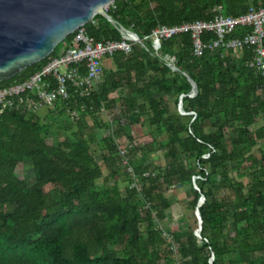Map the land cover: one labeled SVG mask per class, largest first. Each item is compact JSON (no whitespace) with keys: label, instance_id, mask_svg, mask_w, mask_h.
Returning a JSON list of instances; mask_svg holds the SVG:
<instances>
[{"label":"trees","instance_id":"16d2710c","mask_svg":"<svg viewBox=\"0 0 264 264\" xmlns=\"http://www.w3.org/2000/svg\"><path fill=\"white\" fill-rule=\"evenodd\" d=\"M262 1L114 0L108 13L147 48L134 43L131 52L106 58L98 86L87 96L74 94L78 103L70 105L81 109L78 119L61 102L44 114L0 104V264H264V125L258 124L264 76L248 64L252 49L220 47L198 56L190 33L160 46L148 37L160 24L212 20L219 6L237 16ZM85 27L96 41L123 38L101 14ZM249 30L233 28L227 37ZM215 38L203 33L206 42ZM170 56L180 71L168 64ZM48 60L0 86L29 78ZM184 73L197 85L194 97ZM181 95L187 114L179 110ZM142 128H148L145 138ZM126 140L135 143L136 185L117 152V142ZM245 177L248 183L240 180ZM173 185L190 191L194 210L205 198L198 208L201 237L189 220L167 223L172 200L166 189Z\"/></svg>","mask_w":264,"mask_h":264},{"label":"built area","instance_id":"2783aa9c","mask_svg":"<svg viewBox=\"0 0 264 264\" xmlns=\"http://www.w3.org/2000/svg\"><path fill=\"white\" fill-rule=\"evenodd\" d=\"M250 27L251 30L245 32L240 37L228 38L227 34L233 28ZM118 28V27H117ZM122 34L121 40H94L86 30L85 25L79 27L75 36L71 40L63 41V48L57 55H49L48 62L39 70L35 71L29 78L23 81H16L10 85L0 86V104L4 108H16L23 110H34L39 113L42 108L54 107L58 102L67 105L71 119L80 117V110L77 107H71L72 100L77 105L78 100L74 94L79 93L80 96H87L95 89L103 80V63L106 58L113 56L118 51L126 53L131 52L134 43L141 44L147 48L144 40L137 36H131L118 28ZM212 32L216 38L208 42L203 40V33ZM182 33H190L193 41L194 54L201 56L207 50H214L220 47L226 49H241L248 47L252 49L253 56L249 60L250 67L255 68L264 76V0L259 6H251L249 10L237 16L225 15L222 7L217 8V14L212 20H196L193 22H184L178 25L160 24L154 28L148 36L151 40L160 46L163 39H167ZM156 49V54H158ZM159 55V54H158ZM168 64L173 68L175 65V57L168 58ZM83 63L86 64V71H83ZM194 89L190 93L194 97ZM184 95L180 96L183 102ZM182 114H187L182 109ZM85 105H82L84 109ZM196 118V112H190ZM135 147V143L126 140L117 142V152L121 158L122 167L135 180L134 185L140 180L136 175L135 169L131 163V151ZM207 156V155H205ZM194 176L193 183L197 187V179ZM175 185L172 186V189ZM197 189V188H196ZM204 199L200 202L202 205ZM199 210L196 209L197 218L199 219ZM164 229V225H160ZM201 237L199 229L195 232ZM164 235L172 244L175 250V242L173 235L164 229Z\"/></svg>","mask_w":264,"mask_h":264},{"label":"water","instance_id":"95a60500","mask_svg":"<svg viewBox=\"0 0 264 264\" xmlns=\"http://www.w3.org/2000/svg\"><path fill=\"white\" fill-rule=\"evenodd\" d=\"M113 1L0 0V82L47 58L59 43L98 14L123 31L124 27L105 7ZM175 69L180 71L177 66ZM184 74L197 94V85L188 74ZM199 221L201 233L203 221L200 213Z\"/></svg>","mask_w":264,"mask_h":264},{"label":"rangeland","instance_id":"374dc122","mask_svg":"<svg viewBox=\"0 0 264 264\" xmlns=\"http://www.w3.org/2000/svg\"><path fill=\"white\" fill-rule=\"evenodd\" d=\"M114 3L111 2L108 6H107V11H108V8L110 7V5H112ZM218 8V7H217ZM79 29V28H78ZM77 29V30H78ZM63 43V42H61ZM63 48V47H62ZM62 50V49H61ZM60 50V51H61ZM108 62L105 61L103 66L104 68L106 67H109L108 66ZM44 112L40 113V114H43ZM89 118V122L90 123H93V120L91 117H88ZM109 118V114L107 113H103L102 114V119L103 120H106ZM144 130H142V132H144ZM99 133L105 135L107 134V131L105 132V130H99ZM67 136V133H64L62 132L61 134H59V139H64L65 137ZM100 152L98 151L97 152V158L100 159ZM156 164L157 165H161L162 164V161L160 158H158L156 161ZM32 164L31 163H28L27 166H26V176H31L32 175ZM100 184V182L98 183ZM194 184V183H193ZM100 188V186H98ZM122 187H124V182L122 183ZM195 187V186H194ZM199 189V186L197 184V187ZM168 195L171 197V200H172V207L170 209V217L167 221V223H169L171 226H176V225H179V224H183V221H187L189 220V222H191V225L194 226L195 228V232L197 231V229H199L200 227V221L199 219L197 218V214H196V210L192 209L190 207V191L185 188L184 186H178L177 188H168L166 189ZM185 218V219H183ZM166 223V225H168Z\"/></svg>","mask_w":264,"mask_h":264},{"label":"crops","instance_id":"0c3cea01","mask_svg":"<svg viewBox=\"0 0 264 264\" xmlns=\"http://www.w3.org/2000/svg\"><path fill=\"white\" fill-rule=\"evenodd\" d=\"M158 54H161V50H159V49H158ZM104 62H105V61H104ZM103 64H104V63H103ZM112 67H113V65H112ZM112 96H113V97H115V96H119V93H114ZM47 110H48V108H42V109L39 111V114L42 113V112L45 113ZM44 113H43V114H44ZM258 124L261 125V126L264 125V120L261 119L260 122H259ZM146 129H147V131H148V128H145V131L142 132V133H141V131L144 130V129L142 128V130L140 131V135L142 136V137L140 136L141 138H145V137H146V136L144 135V134L146 133ZM141 138H140V139H141ZM263 144H264V143H261L259 147H261ZM257 152H258L257 155L260 156L261 151L259 150V151H257ZM157 158H159L158 155H156V158H155V159H157ZM240 180H244L245 183H248V181H249L248 177L240 178ZM99 182H100V184H98V186H100V188H102V187L105 185V182H104L103 179L99 180ZM176 188H177V187H176Z\"/></svg>","mask_w":264,"mask_h":264},{"label":"bare ground","instance_id":"6f19581e","mask_svg":"<svg viewBox=\"0 0 264 264\" xmlns=\"http://www.w3.org/2000/svg\"><path fill=\"white\" fill-rule=\"evenodd\" d=\"M110 3V2H109ZM109 3H107L106 5H105V7H107L108 5H109Z\"/></svg>","mask_w":264,"mask_h":264}]
</instances>
